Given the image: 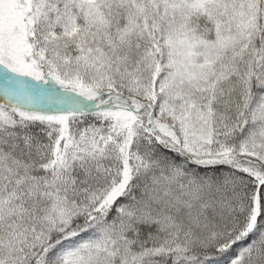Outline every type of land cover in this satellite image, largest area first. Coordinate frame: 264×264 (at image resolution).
<instances>
[{"label": "snow or ice", "instance_id": "snow-or-ice-1", "mask_svg": "<svg viewBox=\"0 0 264 264\" xmlns=\"http://www.w3.org/2000/svg\"><path fill=\"white\" fill-rule=\"evenodd\" d=\"M0 264H264V0H0Z\"/></svg>", "mask_w": 264, "mask_h": 264}]
</instances>
